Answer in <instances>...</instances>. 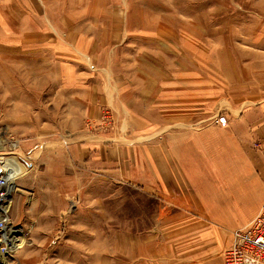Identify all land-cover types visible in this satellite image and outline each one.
Segmentation results:
<instances>
[{"label": "rangeland", "instance_id": "374dc122", "mask_svg": "<svg viewBox=\"0 0 264 264\" xmlns=\"http://www.w3.org/2000/svg\"><path fill=\"white\" fill-rule=\"evenodd\" d=\"M131 74L144 86L263 84L264 0H0V159L27 170L8 210L21 232L1 238L0 264L200 262L180 208L94 161L106 110L78 137L70 120L78 77L125 88ZM56 95L63 126L47 133ZM232 95L217 101L224 111Z\"/></svg>", "mask_w": 264, "mask_h": 264}, {"label": "crops", "instance_id": "0c3cea01", "mask_svg": "<svg viewBox=\"0 0 264 264\" xmlns=\"http://www.w3.org/2000/svg\"><path fill=\"white\" fill-rule=\"evenodd\" d=\"M135 66L129 68L137 71ZM136 77L140 84L132 77L125 88L102 82L97 88L90 78L78 77L77 107L67 116L78 137L85 120L95 122L106 110L111 129L92 146L105 176L180 208L191 222L192 250L203 255L197 264H222L232 232L249 224L264 203V82L224 88L205 76L195 86L176 88L151 84L149 76L144 86L143 77ZM224 92L234 94L226 111L223 101L217 103ZM55 98L47 133L63 126Z\"/></svg>", "mask_w": 264, "mask_h": 264}, {"label": "built area", "instance_id": "2783aa9c", "mask_svg": "<svg viewBox=\"0 0 264 264\" xmlns=\"http://www.w3.org/2000/svg\"><path fill=\"white\" fill-rule=\"evenodd\" d=\"M104 120L111 123L110 116L104 113ZM96 127L87 124V128ZM0 170V241L12 235L14 237L21 229L13 224L8 206L12 192H8V176ZM0 242V253L5 250ZM222 264H264V203L255 218L246 226L234 230L229 245L222 254Z\"/></svg>", "mask_w": 264, "mask_h": 264}, {"label": "bare ground", "instance_id": "6f19581e", "mask_svg": "<svg viewBox=\"0 0 264 264\" xmlns=\"http://www.w3.org/2000/svg\"><path fill=\"white\" fill-rule=\"evenodd\" d=\"M0 149H2L1 146H0ZM0 170L4 171L5 172L4 174L6 176H8V179H7V181H8V192H12V190H13V192L16 191V189H15V181H17L19 179L23 180L25 178V176L27 175V170L23 169L22 166H18L16 164V161L14 160V158L0 159ZM11 200L12 199H10V201H9L10 204L8 206V210L10 209L11 204H12ZM2 241L5 242L4 238L2 239ZM9 242H11V244H12L13 242H15V240L13 238H11L9 240ZM222 254H223V252H222Z\"/></svg>", "mask_w": 264, "mask_h": 264}]
</instances>
